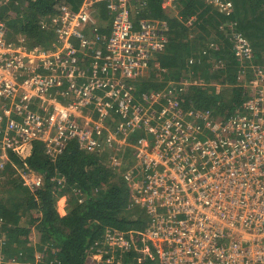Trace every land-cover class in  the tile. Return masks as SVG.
<instances>
[{
  "label": "built area",
  "instance_id": "1",
  "mask_svg": "<svg viewBox=\"0 0 264 264\" xmlns=\"http://www.w3.org/2000/svg\"><path fill=\"white\" fill-rule=\"evenodd\" d=\"M147 1L62 4L43 25L53 32L51 48L27 46L0 20V172L11 154L24 159L34 143L54 161L74 142L118 172L129 150L133 163L120 176L148 218L146 229L105 230L89 264L118 263L115 253L137 250L139 242L157 264H264V64L254 65L252 46L229 22L218 31L243 80L245 99L235 113L220 120L185 108L181 97L205 85L197 79L138 93L151 72L166 73L159 56L168 19L187 28L197 21L181 20L183 0H160L165 19L139 17ZM197 1L220 13L232 8L230 0ZM101 11L108 36L91 37ZM21 180L31 191L42 183L28 169Z\"/></svg>",
  "mask_w": 264,
  "mask_h": 264
},
{
  "label": "trees",
  "instance_id": "2",
  "mask_svg": "<svg viewBox=\"0 0 264 264\" xmlns=\"http://www.w3.org/2000/svg\"><path fill=\"white\" fill-rule=\"evenodd\" d=\"M80 1L0 0V20L12 36H22L27 46L51 48L53 32L43 25L50 24L60 5L76 8ZM230 1V13H220L197 0L181 1V20L193 15L196 24L187 28L168 19V38L159 56L166 73L151 72L138 83V93L162 90L169 82L185 77L197 79L205 85L191 87L181 97L185 108L210 111L220 120L235 113L245 99L243 80L236 78L238 65L231 43L218 27L233 23V32L252 46L254 65L264 64V0ZM159 5L160 0H148L139 17L167 18ZM106 22L107 17L100 12L91 37H107ZM190 34H194L193 40ZM210 44L216 49H209ZM215 86L220 88L218 92ZM121 157L124 165L118 172L108 166L105 157L82 152L74 142L54 161L43 154L38 143L24 159L11 154L0 172V184H4L0 187V264H89L88 257L105 230L143 232L148 218L131 203L129 188L120 176L133 163L131 152L126 150ZM26 169L41 176V186L35 191L22 184L21 172ZM61 198L66 200L64 215L57 210ZM137 246V250L116 252L115 264H157L151 251L143 252L142 242ZM36 254L40 255L38 260Z\"/></svg>",
  "mask_w": 264,
  "mask_h": 264
},
{
  "label": "rangeland",
  "instance_id": "3",
  "mask_svg": "<svg viewBox=\"0 0 264 264\" xmlns=\"http://www.w3.org/2000/svg\"><path fill=\"white\" fill-rule=\"evenodd\" d=\"M102 7V6H101ZM101 12H103V11H101ZM190 39H194V34H190ZM213 38V37H212ZM214 85V84H213ZM219 90H220V88H219ZM243 91H244V89H243ZM245 94V93H244ZM0 179H2V178H0ZM2 180H0V182H1ZM3 185L4 184H0V187H3ZM10 199H12L11 198V196L9 197V199L6 201V204H8V202H9V200ZM65 208H66V200L64 199V198H61V199H59L58 200V202H57V210H58V212L61 214V215H64V213H65ZM40 255H35V260H38L37 258L39 257Z\"/></svg>",
  "mask_w": 264,
  "mask_h": 264
},
{
  "label": "crops",
  "instance_id": "4",
  "mask_svg": "<svg viewBox=\"0 0 264 264\" xmlns=\"http://www.w3.org/2000/svg\"><path fill=\"white\" fill-rule=\"evenodd\" d=\"M159 7H160V5H159ZM161 8V7H160ZM163 11V10H162ZM164 12V11H163ZM106 23H108V26L110 27V22H109V19L107 18V22Z\"/></svg>",
  "mask_w": 264,
  "mask_h": 264
}]
</instances>
